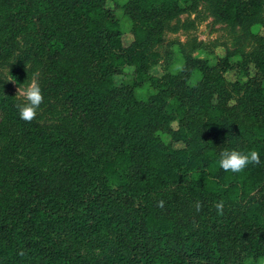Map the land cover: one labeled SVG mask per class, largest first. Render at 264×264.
<instances>
[{
  "label": "trees",
  "instance_id": "1",
  "mask_svg": "<svg viewBox=\"0 0 264 264\" xmlns=\"http://www.w3.org/2000/svg\"><path fill=\"white\" fill-rule=\"evenodd\" d=\"M111 1L0 0V59L24 30L15 73L44 59L41 88L74 118L47 131L19 119L16 98L0 91L13 129L0 148V264H264V34L240 62L244 79H226L227 52L215 65L191 56L176 73H155L165 19L194 0ZM262 1L214 9L241 22ZM24 148L49 156L48 168L19 159ZM224 149L256 150L261 162L226 173ZM93 237L111 243L87 258L77 244Z\"/></svg>",
  "mask_w": 264,
  "mask_h": 264
},
{
  "label": "rangeland",
  "instance_id": "2",
  "mask_svg": "<svg viewBox=\"0 0 264 264\" xmlns=\"http://www.w3.org/2000/svg\"><path fill=\"white\" fill-rule=\"evenodd\" d=\"M217 0H194L191 8L179 12L176 16L165 19V26L162 34L156 38L152 47L159 51L157 65L152 68L153 72L161 73L167 69L171 73L185 67V62L191 56L199 58L206 57L211 65L217 62V56H222L227 52L233 68L225 72L228 80L244 79V75L239 71L240 62L243 59L252 57L258 48L257 34H264V0L258 11L244 17L241 22L229 21L218 17L214 6ZM107 4L113 6L111 0ZM115 12L121 19L123 27L127 31L124 34V42L131 39L128 32V19L122 14L118 5H114ZM4 13V6L0 2V21ZM2 32L0 31V36ZM29 35L22 29L17 33V46L15 50L5 58L0 59V91L15 97L17 86L27 83L34 73H39L40 87L44 69L47 62L29 58L21 68L19 73H15V67L19 56L29 43ZM251 74H254L252 62L247 65ZM239 76V77H238ZM9 78L13 81H7ZM120 81L123 76H116ZM264 82V80H263ZM144 89L152 92L155 89L150 84H145ZM44 102L40 106L37 118L38 124L47 131L61 126L74 125L73 113L66 108L61 99L42 88ZM173 126L175 123L173 122ZM13 134L11 124L6 121L4 113L0 110V148L2 144ZM168 138L167 134H163ZM176 145H180L178 142ZM19 159L29 161L47 169L51 161L49 156L34 150L24 148L17 152ZM111 243L104 237H93L84 239L77 244V250L87 258H93L102 254Z\"/></svg>",
  "mask_w": 264,
  "mask_h": 264
},
{
  "label": "clouds",
  "instance_id": "3",
  "mask_svg": "<svg viewBox=\"0 0 264 264\" xmlns=\"http://www.w3.org/2000/svg\"><path fill=\"white\" fill-rule=\"evenodd\" d=\"M7 81H13L9 78ZM15 98L18 101L15 105L19 119L31 123L37 118L41 104L44 102V96L39 83V73H34L32 78L27 83H22L17 86ZM260 154L256 150L241 151L237 149H224L219 153L217 161L218 166L226 173L238 175L244 173L250 165L260 164ZM164 201L159 200L157 207L163 208ZM195 210L199 212L202 208L200 201L194 204ZM225 204L219 201L214 205L217 215L224 214Z\"/></svg>",
  "mask_w": 264,
  "mask_h": 264
}]
</instances>
